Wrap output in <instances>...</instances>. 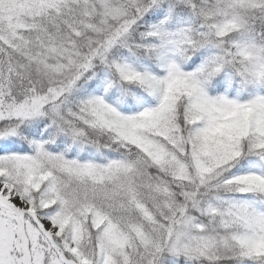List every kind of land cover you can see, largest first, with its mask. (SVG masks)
<instances>
[{
	"label": "snow or ice",
	"instance_id": "snow-or-ice-1",
	"mask_svg": "<svg viewBox=\"0 0 264 264\" xmlns=\"http://www.w3.org/2000/svg\"><path fill=\"white\" fill-rule=\"evenodd\" d=\"M0 264H264V0H0Z\"/></svg>",
	"mask_w": 264,
	"mask_h": 264
}]
</instances>
